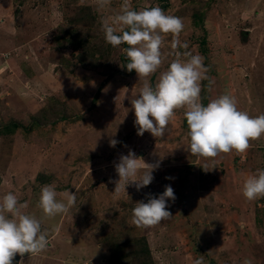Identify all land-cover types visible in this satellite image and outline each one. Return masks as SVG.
I'll return each instance as SVG.
<instances>
[{"label": "rangeland", "instance_id": "rangeland-1", "mask_svg": "<svg viewBox=\"0 0 264 264\" xmlns=\"http://www.w3.org/2000/svg\"><path fill=\"white\" fill-rule=\"evenodd\" d=\"M122 2L99 8L97 0H0V131L11 120L23 123L0 134V198L14 193L49 238L46 251L16 254L13 263L141 264L142 251L121 258L133 246L116 244L146 235L154 264H193L199 257L204 264H243L245 258L264 264V198L248 201L242 193L245 179L264 169V136L244 153L194 156L185 109L175 110L165 136L138 135L131 99L144 79L127 71L124 44L112 47L102 31ZM131 3L138 11L159 6L185 25L179 40L188 48L172 49L173 36H165V59L150 83L177 54H200L209 69L201 81L205 106L229 94L250 116L264 113V0ZM42 109L50 117L27 129ZM110 139L119 143L111 147ZM129 151L159 168L148 186L117 193L114 165ZM46 185L58 199L76 193V207L45 217L37 203ZM165 185L176 196L168 201L172 217L150 228L134 225L135 204L163 193Z\"/></svg>", "mask_w": 264, "mask_h": 264}, {"label": "clouds", "instance_id": "clouds-1", "mask_svg": "<svg viewBox=\"0 0 264 264\" xmlns=\"http://www.w3.org/2000/svg\"><path fill=\"white\" fill-rule=\"evenodd\" d=\"M110 4L111 0H97L99 8ZM184 28L182 18L166 14L159 6L135 10L131 0H123L120 11L102 23L106 43L112 47L126 44L127 71L135 70L139 79H144L138 95L131 99L137 134L142 136L147 131L157 138L165 136L175 110L185 109L187 149L192 155L214 160L222 153H244L250 148L251 141L264 136V113L250 116L238 109L235 97L229 94L220 95L205 106L201 102V81L209 79V69L202 55L177 54L154 85L148 80L164 62L165 36H173L172 49L188 48L186 42L179 40ZM117 143L116 139L109 141L111 147ZM114 167L119 176L115 192H126L129 185L139 191L152 182V173L159 168V162L145 163L129 151L127 155H120ZM242 193L248 201L264 198V169H258L245 179ZM147 196V202L138 201L132 209L134 225L150 228L172 217L167 210L168 201L174 202L176 196L170 185H165V190L158 196ZM76 200V193L71 192L66 193L64 199H58L55 188L46 185L41 189L37 207L45 217L54 218L76 207ZM25 207L12 192L0 198V264H13L16 254L37 255L49 246L48 232L42 228V220L22 211ZM193 264H204L203 257L194 259ZM243 264H252V260L245 258Z\"/></svg>", "mask_w": 264, "mask_h": 264}, {"label": "trees", "instance_id": "trees-1", "mask_svg": "<svg viewBox=\"0 0 264 264\" xmlns=\"http://www.w3.org/2000/svg\"><path fill=\"white\" fill-rule=\"evenodd\" d=\"M73 32L70 33L69 35V32H68V36H73ZM81 42L78 43L76 42L75 43V47L76 48H79ZM87 43L84 42V48H87ZM90 46H91V43H90ZM125 47H127L126 44H124ZM91 49V47H90ZM90 49L88 51H90ZM89 55H94L95 54V51H90L88 52ZM126 66V65H125ZM51 115V114H50ZM49 115V112L47 109H42L38 114H36L35 116H33V120L31 121L30 123V126H28L27 129H32L35 125H41L43 123V121H47V119L50 117ZM62 117H66L64 114H62ZM19 127H23V123L22 122H18V121H15V120H11L10 122L7 123V125L4 128V131L1 130L0 131V134H2L3 132L4 133H7V132H12V131H15L17 128ZM40 177H43L42 175ZM45 181V180H43ZM132 242V243H130ZM149 241H148V238L146 235L144 236H132L131 238H128V240H124L122 242V245L121 246H118V244H116L117 247H122V246H133L132 248H127V252L126 253H123L121 255V258L122 256H126L127 253H129L130 251V254L131 255H136L138 254V252L140 253L142 251V254L146 255V259H143V262L141 264H154L153 263V260L151 258V251H150V245H149ZM135 247H139L138 250L135 249ZM126 254V255H125ZM16 256V255H15ZM17 258L14 257L13 261H16L17 262ZM115 263H118L117 261H114ZM136 263V262H135ZM140 263V262H139ZM138 263V264H139ZM14 264V263H13ZM137 264V263H136Z\"/></svg>", "mask_w": 264, "mask_h": 264}, {"label": "water", "instance_id": "water-1", "mask_svg": "<svg viewBox=\"0 0 264 264\" xmlns=\"http://www.w3.org/2000/svg\"><path fill=\"white\" fill-rule=\"evenodd\" d=\"M123 60H124L125 62H128V60H127V58L125 57V55H124Z\"/></svg>", "mask_w": 264, "mask_h": 264}]
</instances>
